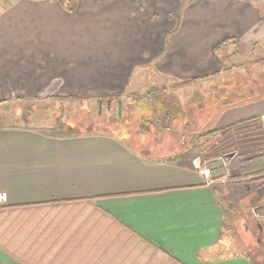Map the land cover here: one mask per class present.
<instances>
[{"label": "crops", "instance_id": "crops-1", "mask_svg": "<svg viewBox=\"0 0 264 264\" xmlns=\"http://www.w3.org/2000/svg\"><path fill=\"white\" fill-rule=\"evenodd\" d=\"M254 55L264 59V0H77L73 12L57 0L2 2L0 115L15 118L0 122V264H261L256 245L228 251L225 226H253L245 213L227 220L209 177L132 143L146 135L15 122L22 101L46 100L37 111L145 93ZM253 117L264 102L216 123Z\"/></svg>", "mask_w": 264, "mask_h": 264}, {"label": "rangeland", "instance_id": "rangeland-1", "mask_svg": "<svg viewBox=\"0 0 264 264\" xmlns=\"http://www.w3.org/2000/svg\"><path fill=\"white\" fill-rule=\"evenodd\" d=\"M69 6L71 8L74 7L75 11V4L70 2ZM259 58L261 57L254 55L249 59H241L240 61L236 59L231 62L237 66H242L245 62H251V66L257 67L259 65L261 71H264V61L261 64L256 63ZM236 72L244 75L250 73V71H243L241 68L236 69L233 74ZM254 74H256V71ZM224 77L225 75L223 77H216L215 79L209 78L200 83H185L189 80H179L172 82V84L164 82L162 87L157 86V93L152 91L150 95L154 94L157 98L161 99L162 105L166 106L172 114L179 116L181 120L183 116L184 121L186 120L188 123H191L190 127L186 129L183 126L181 127V122L175 121L174 125L180 128L179 132L183 135H179L175 129V134L167 133L174 135H170V139L166 138V136L162 137V133L155 134L154 131L157 129H152L150 126L143 128L142 125L144 124L136 121L137 118L132 110L134 105V107L140 110L136 111L143 114L147 113L149 108L157 114H160L159 109L163 112L159 104L154 100L148 103L149 106L144 105V108L138 102L134 104L135 100L140 99L147 91L152 89L147 90L145 93L125 94L122 96L121 102H123L125 110L121 111L115 102L111 107L107 102L102 103V106H100V102L102 101L79 100L74 97H67L62 104L45 106L44 109L41 108L37 111L31 106L44 105V103L48 102L42 99L29 100L27 101L28 103L22 101L20 103L25 104L20 106L23 107L24 120H21L20 117V119H15V122L19 125L32 124L52 128L53 131L58 133L62 131L71 133L94 131L116 132L117 129L119 130L118 124L123 123L124 126L129 128L130 134L139 133L146 135V138L142 137L144 139L142 141L130 142L136 143L141 148H150L153 155L161 157L164 161L192 160L191 162L199 166V170L209 177L210 183L215 187L223 208H226L227 213L230 214L229 216L226 214L227 220H229L228 217L237 219L241 213H245L248 220L253 222V227L257 231L256 238L261 235V241L256 245L253 256L257 263L261 262L262 264L264 262V221L258 222V224L254 216L262 214L263 216L259 215V217L264 218V174L257 175L256 177H245L243 176L241 166L245 161L250 160V158L264 156V117L242 125L237 130L224 131L225 137L218 140L214 129L223 130L233 125L220 127L216 122H218L217 120H219L221 113L219 112L216 116L218 109L216 110V106L210 102L212 89L215 90V86ZM247 77L244 76V78ZM232 78L227 76L229 82L222 84L223 87H221L229 88ZM248 78L256 79L255 75ZM156 85L161 84L158 83ZM233 85L236 89V92H232L231 94L232 101H235L234 108H243L264 102V95L252 93V87L248 88L246 85L238 87L236 82ZM261 85L264 88V81ZM3 95L5 94L3 93ZM8 111L9 115L1 113L0 122L15 118V111ZM225 111L227 109L222 112L224 113ZM12 113L13 117L11 116ZM213 116H216L215 122L211 120ZM98 120H102V124L97 123ZM109 123L113 124V126H110ZM136 123L138 124L136 125ZM145 129L149 132L147 133ZM219 134L222 135L221 133ZM168 143L170 144L167 145ZM192 145L193 147L191 148ZM225 236L236 244V246L232 245L229 247L228 251H237L240 240L232 224L228 223L225 226ZM249 245L255 246L254 242L251 241H249ZM260 247L262 248L259 249ZM256 252L260 256H257Z\"/></svg>", "mask_w": 264, "mask_h": 264}, {"label": "trees", "instance_id": "trees-1", "mask_svg": "<svg viewBox=\"0 0 264 264\" xmlns=\"http://www.w3.org/2000/svg\"><path fill=\"white\" fill-rule=\"evenodd\" d=\"M62 6L66 7L68 11L73 12L74 11V7L71 8L69 6V3H73L76 5V1L77 0H57ZM229 40H226L225 42H223L222 44H220L219 46H217L216 48V53L217 55H221V53L223 51H225V49L227 48V46H229ZM235 44H237V42H234ZM227 52V51H226ZM226 52L224 54H226ZM223 55V54H222ZM264 61V59H259L256 61V63H262ZM251 62H245L242 64V66H226L222 73H217L214 74L212 76H208L206 78H197L195 80H189L186 81L185 83H200L204 80H208L209 78L211 79H215L216 77H224V79L222 81L219 82V84H217L215 86V90L212 89V95L210 96V102L216 106V110H217V114L218 113L224 111L225 109H231L235 107V101H232V97L231 94L232 92H236L235 86L233 85V83L236 82V85L238 87H241L243 85H246V87L250 88L252 87L253 90L251 91L254 94H259V95H264V88L262 87V83L264 81V74L260 73L261 69L260 66L258 65L257 67H253L250 65ZM241 68L243 71H250V73L244 75V74H238L237 72L235 74H233L234 71H236V69ZM256 71V74H254ZM243 75V76H242ZM255 75L256 79H249L248 77H253ZM227 76L233 77L232 80L230 81L231 86L229 88H222V84L228 83L229 79H227ZM244 76H248L247 78H244ZM263 80V81H262ZM222 86V87H221ZM152 91H154V93H157L156 89H152L149 91V93H146L143 97H141L138 100L134 101V104H136L138 102V104L144 108V105L149 106L148 103L152 102L153 100L156 101V103L159 104V107L162 109L163 112L160 111V114H157L154 110L149 108V111L145 114L141 113V112H137L136 110H139L138 108L132 107V110L137 118V122H141L144 125H142V127H151L152 129H157L155 132V134H159L162 133L161 136L170 139V135L172 134H167V133H174L175 134V129L177 130L179 135H183L181 134L180 128H178L177 126L174 125L175 121H179L181 122V127L183 126L184 128H188L190 127L191 123H188L186 120V122L183 120V116H182V120L179 118V116L172 114L170 112V110H168V108H166V106L162 105V100L157 98V96L150 95L152 93ZM122 96H124L123 94H117V95H107V96H97V97H93V98H76L79 100H96V101H102V103L104 104V102L110 103V105H112L114 102L117 103L118 107H119V101H121ZM61 100V99H59ZM224 100V102H223ZM174 103V102H173ZM121 110H125L124 106H123V102H121ZM153 108V107H152ZM140 111V110H139ZM180 115H182V113H180ZM216 116L212 117V121L215 122L216 121ZM259 118L261 117H253L251 119L248 120H243L240 122H237L236 124H233L231 126L226 127V129L224 128L223 130H215L214 132L217 135V139L220 140V138L225 137V135L223 134L224 131H228L231 129H239L240 126L242 125H246L248 123L257 121ZM102 120H98L97 123L102 124ZM138 123H136L137 125ZM110 126H113V124H110ZM118 128L120 131L123 132H130L128 131V127L124 126L123 123H119L118 124ZM118 129L116 132H120ZM145 131L148 133L149 131L147 129H145ZM161 131V132H160ZM219 133H221L222 135H220ZM174 136V135H172ZM161 137V138H162ZM170 143H168L167 145H169ZM172 145V144H171ZM193 147V145L191 146V148ZM182 161H189L191 162L192 160H182ZM242 173L243 176L245 177H256L257 175L260 174H264V156H259V157H254V158H250V160L245 161L242 166ZM237 233V231H236ZM240 240V238H239ZM241 241V240H240ZM262 247H260L259 249H261ZM263 254V253H262Z\"/></svg>", "mask_w": 264, "mask_h": 264}, {"label": "water", "instance_id": "water-1", "mask_svg": "<svg viewBox=\"0 0 264 264\" xmlns=\"http://www.w3.org/2000/svg\"><path fill=\"white\" fill-rule=\"evenodd\" d=\"M110 105V103H109ZM100 106H102V102H100ZM121 101H119V110L121 111ZM101 110V108H100ZM259 224V223H258ZM237 234L241 240V242L246 246V248H249V241L254 242L255 245L259 244L261 241V235L260 237L256 238V229L250 224L247 220L242 219L240 223L236 226Z\"/></svg>", "mask_w": 264, "mask_h": 264}, {"label": "built area", "instance_id": "built-area-1", "mask_svg": "<svg viewBox=\"0 0 264 264\" xmlns=\"http://www.w3.org/2000/svg\"><path fill=\"white\" fill-rule=\"evenodd\" d=\"M5 0H0V4L2 3V2H4ZM194 165H195V167L197 168V169H199V166L196 164V163H194ZM0 199H4V196H1V198Z\"/></svg>", "mask_w": 264, "mask_h": 264}, {"label": "flooded vegetation", "instance_id": "flooded-vegetation-1", "mask_svg": "<svg viewBox=\"0 0 264 264\" xmlns=\"http://www.w3.org/2000/svg\"><path fill=\"white\" fill-rule=\"evenodd\" d=\"M110 107H111V105H110Z\"/></svg>", "mask_w": 264, "mask_h": 264}]
</instances>
